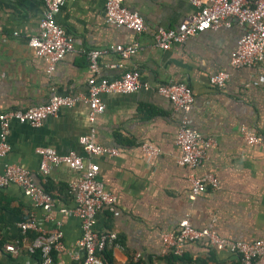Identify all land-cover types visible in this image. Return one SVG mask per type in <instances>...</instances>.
Returning a JSON list of instances; mask_svg holds the SVG:
<instances>
[{"label":"crops","instance_id":"crops-1","mask_svg":"<svg viewBox=\"0 0 264 264\" xmlns=\"http://www.w3.org/2000/svg\"><path fill=\"white\" fill-rule=\"evenodd\" d=\"M122 3L142 17V32L105 23L104 0H64L55 20L77 40L75 46L85 49L136 43L137 51L128 58L111 51L101 55L97 75L113 79L135 68L149 88L100 95L104 109L93 124L95 142L117 147L118 154L112 156H88L78 144L77 137L89 128L86 106L80 102L60 108L38 127L10 122L9 149L0 161V171L4 163L26 168L40 187L49 182L53 202L45 211L34 207L17 185L0 187V264H43L34 254L12 255L3 248L17 238L33 237V231L22 236L17 227L30 213L45 231L62 233V248L52 252L48 264H80L73 258H80L79 221L60 211L74 204L67 183L75 173L57 165L42 175L35 152L38 146L52 147L58 153L73 150L97 163L98 178L115 197V207L112 212L96 213L95 228L115 231L122 245L109 248L111 264H127L135 253L142 260L165 264L160 259L162 234L174 231L183 218L194 228H202L213 217V228L228 240L264 242V61L238 68L229 65L245 25L230 19L229 27L204 30L162 50L153 44L154 30L175 27L194 11L190 1ZM41 10V0H0V111L42 104L51 87L59 94L86 91L89 73L83 54L66 53L48 75L46 61L27 46V39L39 32ZM219 71L228 75L220 88L208 82ZM178 81L186 83L193 96L187 112L190 126L202 137L215 140L192 169L176 161L175 135L181 113L154 90ZM241 128L257 137L258 143L246 142ZM143 142L157 147L159 154L145 157L139 148ZM205 173L217 178V187H207L190 199L189 175ZM185 251L191 258L210 256L207 264H242L237 254L208 247L204 241L187 244Z\"/></svg>","mask_w":264,"mask_h":264},{"label":"built area","instance_id":"built-area-1","mask_svg":"<svg viewBox=\"0 0 264 264\" xmlns=\"http://www.w3.org/2000/svg\"><path fill=\"white\" fill-rule=\"evenodd\" d=\"M194 11L186 15L175 27L158 26L152 34L153 44L165 50L173 43H180L187 37L207 29L229 27L230 19L245 25V31L237 39L234 51L231 54L229 65L232 68L253 66L264 61V0H189ZM64 0H41L42 10L39 20V32L27 39V46L34 55L42 57L46 65V73L50 75L55 64L66 53L76 52L85 56L88 77L86 78L85 93L59 94L54 87L50 88V95L46 102L29 106L25 109H8L0 111V161L9 149L7 136L12 120L38 127L48 116H55L60 108L72 107L75 103L86 106V119L89 128L86 133L77 137V142L88 156L116 155L117 147L100 145L95 142L94 122L103 112L104 105L100 99L103 93H132L138 89H148L149 85L140 80L139 72L135 68L124 70L113 79H106L97 75L99 58L106 52H115L122 58H128L137 51L136 43L114 44L106 48L85 49L75 46L77 40L68 35L56 22L55 15ZM104 21L117 27H126L135 33H140L145 26L142 17L134 10L126 7L122 0H104ZM115 67L117 64H109ZM228 75L219 71L209 76L208 82L214 87H222ZM155 92L166 98L174 111L181 113L179 126L175 135V145L178 149L176 161L189 169L197 166L205 156L206 150L215 145V140L202 137L190 126L187 112L193 96L188 85L182 81L160 84ZM243 138L250 144L258 143L252 133L240 129ZM145 157L157 156L159 149L150 143L139 145ZM35 152L39 157L38 169L42 175H47L53 166L64 165L75 173L68 181V193L73 199V206L60 211L77 217L80 226V236L76 245L80 251V264H102L101 253L110 247L122 248L117 233L113 230H97L95 228L96 213L102 209L112 212L115 207V197L106 189L98 178L96 162L84 160L73 150L58 153L49 146H38ZM188 197L194 199L207 187H217V178L205 173L200 176L192 174L188 177ZM8 184L17 185L22 193L28 197L34 207H41L45 211L52 206L53 198L36 184L29 171L16 163H4L0 171V187ZM48 218V215H45ZM214 218L202 228H194L183 218L172 232L162 234L163 248L161 256L169 253L180 255L189 243L204 241L216 250H227L238 255L242 264H264V242L260 239L251 241H231L220 236L213 228ZM17 227L24 236L27 230L34 232L30 240L24 237L17 238L12 243L3 245L5 251L17 255L24 251L29 255L36 254L43 264L51 261L53 251L62 248V233L59 230L45 231L30 213L21 220ZM139 253L133 255L134 259Z\"/></svg>","mask_w":264,"mask_h":264},{"label":"trees","instance_id":"trees-1","mask_svg":"<svg viewBox=\"0 0 264 264\" xmlns=\"http://www.w3.org/2000/svg\"><path fill=\"white\" fill-rule=\"evenodd\" d=\"M48 181H45L42 185L41 188L46 191L49 192L50 186ZM68 192V191H67ZM1 244V242H0ZM210 247V246H208ZM109 248L105 249L102 251L101 253V259L103 262H105L106 264H111V257H110V252L108 251ZM35 256L38 257L37 253L34 254ZM163 262H165V264H207V261L210 259L209 257H206V259L200 258V257H194L191 258L185 251L180 254V255H174L172 253H169L165 256H161L160 258ZM102 262V264H103ZM127 264H160L157 261H153V259H146V260H142L141 258H137V259H130V261Z\"/></svg>","mask_w":264,"mask_h":264}]
</instances>
